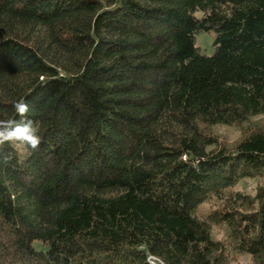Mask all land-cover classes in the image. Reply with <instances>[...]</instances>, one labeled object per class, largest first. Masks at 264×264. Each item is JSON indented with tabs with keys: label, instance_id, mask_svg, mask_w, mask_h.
<instances>
[{
	"label": "trees",
	"instance_id": "1",
	"mask_svg": "<svg viewBox=\"0 0 264 264\" xmlns=\"http://www.w3.org/2000/svg\"><path fill=\"white\" fill-rule=\"evenodd\" d=\"M20 100L0 264H264V0H0V119Z\"/></svg>",
	"mask_w": 264,
	"mask_h": 264
},
{
	"label": "clouds",
	"instance_id": "2",
	"mask_svg": "<svg viewBox=\"0 0 264 264\" xmlns=\"http://www.w3.org/2000/svg\"><path fill=\"white\" fill-rule=\"evenodd\" d=\"M16 115L20 120L15 118L0 119V146L22 145L30 148L33 152L38 151L41 144V137L38 134V127L33 119L28 118L29 105L24 100H20L13 105ZM12 159L10 153L0 156L5 164ZM163 264V261H161Z\"/></svg>",
	"mask_w": 264,
	"mask_h": 264
},
{
	"label": "rangeland",
	"instance_id": "3",
	"mask_svg": "<svg viewBox=\"0 0 264 264\" xmlns=\"http://www.w3.org/2000/svg\"><path fill=\"white\" fill-rule=\"evenodd\" d=\"M214 39H215V33L213 31L200 32L196 35V45L200 47L203 52L211 54L214 50V45H213ZM218 131L223 139L229 140L231 142L240 136L238 131L229 130L227 128H220ZM253 186H255V181L248 180L245 182L246 189L251 190ZM240 261L243 264H251L247 256L242 257Z\"/></svg>",
	"mask_w": 264,
	"mask_h": 264
}]
</instances>
